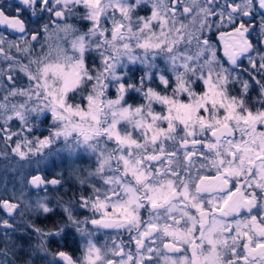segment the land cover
Wrapping results in <instances>:
<instances>
[{"label": "snow or ice", "instance_id": "snow-or-ice-1", "mask_svg": "<svg viewBox=\"0 0 264 264\" xmlns=\"http://www.w3.org/2000/svg\"><path fill=\"white\" fill-rule=\"evenodd\" d=\"M0 29V157L94 158L75 203L43 170L0 198V264L17 231L46 264H264V0H0Z\"/></svg>", "mask_w": 264, "mask_h": 264}, {"label": "trees", "instance_id": "trees-1", "mask_svg": "<svg viewBox=\"0 0 264 264\" xmlns=\"http://www.w3.org/2000/svg\"><path fill=\"white\" fill-rule=\"evenodd\" d=\"M144 13L145 12H141V14ZM36 50L39 51L38 45H36ZM140 67L141 66L139 65H134L133 67H130L132 69V72H130L129 75L139 76L141 74L138 71ZM26 84V78L21 75L20 78L17 79V85L25 86ZM254 94L255 93H253V95ZM0 95H2V93H0ZM133 100L137 103L141 102L139 97L137 96L132 97L130 102H132ZM46 125L47 122H45V125H42L41 128L43 129L44 127H46ZM15 127L16 126H14L13 130H15ZM44 134L47 135V132H45ZM3 148L4 145L2 142H0V150H3ZM92 159V157L81 152L77 154L73 159L66 157H62L61 159H55L51 157L47 159L45 165H43L41 168H38L37 170L32 171V173L30 174H37L38 170H43L41 174L45 175L48 179H51L57 176L58 174L62 173L63 187H60L58 192L50 191L49 194L53 198H55L56 196H60L65 202L71 201L72 203H75L76 198H78L81 193L87 195L90 191L87 185L81 187L77 177L86 176L87 171L94 166V161ZM11 163H13V160L11 161ZM22 187L23 183L18 181L17 173L14 171H9L8 165L1 166L0 164V198L10 199L14 192L17 196H19ZM28 192L29 193L26 195V198L27 196L32 197V199L36 197L35 190H28ZM77 213L79 218L81 219L86 216L83 214V212L77 211ZM0 215H2V213H0ZM27 218L31 219L32 217ZM15 222L21 225L23 224V220L19 216H17ZM35 222L37 226L40 227H51L52 224L51 219H45L43 216L36 217ZM14 237L18 239L17 242L7 243V247L10 250L9 259L13 261V264H46L44 260H41L31 255V248L29 247V245H34L37 243L35 235H33L32 238L29 240V238L23 232L17 231ZM3 245L5 247V243ZM20 246H22V249L20 248ZM51 250L57 251L59 249L56 247L55 243H53L51 245ZM65 250L73 252L76 256L79 255L78 247H76L75 244Z\"/></svg>", "mask_w": 264, "mask_h": 264}, {"label": "rangeland", "instance_id": "rangeland-1", "mask_svg": "<svg viewBox=\"0 0 264 264\" xmlns=\"http://www.w3.org/2000/svg\"><path fill=\"white\" fill-rule=\"evenodd\" d=\"M145 14L146 13L141 14V15H145ZM212 19H215V18H212ZM221 30L223 31V30H227V29H221ZM207 35H210L212 37V41L215 42L218 45V47L220 46L219 45V32H217L215 28L212 29V32L207 33ZM53 40H55V37H53ZM38 48H39V45H38ZM220 54L222 55V51H221ZM161 63H162V61H161ZM243 63H244V65H247V61L246 60H244ZM0 66L1 67H6V64L2 61ZM133 66L134 65H129V67H133ZM112 95H114V93H112ZM81 153H84V152H81ZM84 154L88 155L87 153H84ZM76 155L77 154H69L67 152H61L59 155L54 156L53 158H55V159H61L62 157L63 158L66 157V158L73 159ZM8 158L5 159L3 157H0V164H1V166L8 165L9 171L16 172L17 173V178H18V181L19 182L26 181V179L30 178L29 174L32 173V171L37 170L38 168H41L47 162V160H44V161H41V163L39 165H37L36 162H35L36 158H33L32 163L29 164V163H27L25 161H20L19 158L18 157H15L14 155H12L11 152H10ZM49 158H51V157H49ZM12 160H13V163H11ZM92 160L94 161V158ZM28 193L29 192L27 191L26 192V195ZM42 195H43V193H42ZM27 199H32V197L27 196ZM33 199H35V198H33ZM77 211L78 212H83V214H87L88 215V212L86 210L77 209ZM113 235H114V233H113ZM105 239H106V236L102 232V233L98 234L97 243L100 244V245H102V244H104ZM124 239L126 240L127 237L125 236ZM75 246L79 248V245L75 244ZM79 255H80V253H79Z\"/></svg>", "mask_w": 264, "mask_h": 264}, {"label": "flooded vegetation", "instance_id": "flooded-vegetation-1", "mask_svg": "<svg viewBox=\"0 0 264 264\" xmlns=\"http://www.w3.org/2000/svg\"><path fill=\"white\" fill-rule=\"evenodd\" d=\"M0 31H2V29H0ZM10 35L11 36H15L16 34L11 33ZM1 62H2V60H0V65H1ZM0 68H5V67H1L0 66ZM84 215H87V214H84ZM2 233H3V229L0 230V250H2L4 248V245L3 244L5 243V240H4V237H3ZM13 240H14V242H17L18 241V239H16V237H14ZM9 242L11 243L12 241H9Z\"/></svg>", "mask_w": 264, "mask_h": 264}]
</instances>
